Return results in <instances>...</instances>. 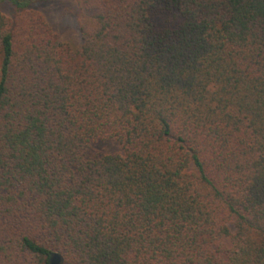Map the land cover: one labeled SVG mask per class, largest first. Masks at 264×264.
Returning a JSON list of instances; mask_svg holds the SVG:
<instances>
[{
  "label": "trees",
  "instance_id": "trees-1",
  "mask_svg": "<svg viewBox=\"0 0 264 264\" xmlns=\"http://www.w3.org/2000/svg\"><path fill=\"white\" fill-rule=\"evenodd\" d=\"M5 1L0 264H264V0Z\"/></svg>",
  "mask_w": 264,
  "mask_h": 264
},
{
  "label": "rangeland",
  "instance_id": "rangeland-1",
  "mask_svg": "<svg viewBox=\"0 0 264 264\" xmlns=\"http://www.w3.org/2000/svg\"><path fill=\"white\" fill-rule=\"evenodd\" d=\"M32 8L44 16L47 25L61 41L68 43L73 48L82 42L77 0H36L33 2ZM0 13L7 18H13L16 9L9 2L0 0ZM153 19L158 24H169L173 21L168 15L157 16ZM93 150L107 153L114 151L115 146L108 143H97Z\"/></svg>",
  "mask_w": 264,
  "mask_h": 264
},
{
  "label": "water",
  "instance_id": "water-1",
  "mask_svg": "<svg viewBox=\"0 0 264 264\" xmlns=\"http://www.w3.org/2000/svg\"><path fill=\"white\" fill-rule=\"evenodd\" d=\"M63 257L59 253H52L49 256L48 264H63Z\"/></svg>",
  "mask_w": 264,
  "mask_h": 264
}]
</instances>
